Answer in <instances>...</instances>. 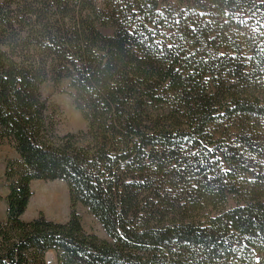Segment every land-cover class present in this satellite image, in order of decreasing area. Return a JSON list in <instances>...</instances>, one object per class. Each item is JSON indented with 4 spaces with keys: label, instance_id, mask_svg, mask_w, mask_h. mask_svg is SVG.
<instances>
[{
    "label": "trees",
    "instance_id": "obj_1",
    "mask_svg": "<svg viewBox=\"0 0 264 264\" xmlns=\"http://www.w3.org/2000/svg\"><path fill=\"white\" fill-rule=\"evenodd\" d=\"M4 143L0 264H264V0H0ZM34 180L65 222L22 218Z\"/></svg>",
    "mask_w": 264,
    "mask_h": 264
},
{
    "label": "rangeland",
    "instance_id": "obj_2",
    "mask_svg": "<svg viewBox=\"0 0 264 264\" xmlns=\"http://www.w3.org/2000/svg\"><path fill=\"white\" fill-rule=\"evenodd\" d=\"M68 84L69 81L65 80L60 87L57 89L54 87L52 82H49L45 85L43 88V93L47 96H49L50 102L58 108L59 113V120H58V126L56 128V132L59 135H62L67 132H76V130L84 129L86 128L87 123L84 121L81 113L79 110H77L76 107L73 105V99L68 93ZM67 90V91H65ZM3 146L7 148L8 143H4L0 146V153L5 154V150L3 149ZM2 147V148H1ZM7 150V149H6ZM4 165V164H3ZM5 169L6 167L1 166L0 163V221L5 220L6 218V203L5 198L6 194L8 192V182L5 181ZM35 185H42L45 189H49L52 186L58 187V189L61 190L63 194H65V207H64V214L61 218H55L52 216L50 209L45 208L43 206H31V203L33 202L35 195L33 191V197L29 202V205L26 209V212L22 216L24 220H32L36 218L40 212L44 214V216L47 219L55 220L58 222H65V220L68 219L71 209H70V196L68 194V188L66 182L63 180H49V181H43V180H34L32 183V186ZM31 186V187H32ZM78 213L81 215V222L83 223L84 228L88 232H95L100 237L106 238L105 232L101 226V224L96 220L94 216H92L87 208H85L83 205L79 204L76 207ZM49 259L51 261V264L54 262V253L51 252Z\"/></svg>",
    "mask_w": 264,
    "mask_h": 264
},
{
    "label": "bare ground",
    "instance_id": "obj_3",
    "mask_svg": "<svg viewBox=\"0 0 264 264\" xmlns=\"http://www.w3.org/2000/svg\"><path fill=\"white\" fill-rule=\"evenodd\" d=\"M35 198L31 206H43L50 209L53 217L61 218L64 214L65 194L56 186L45 189L42 185L32 186Z\"/></svg>",
    "mask_w": 264,
    "mask_h": 264
},
{
    "label": "crops",
    "instance_id": "obj_4",
    "mask_svg": "<svg viewBox=\"0 0 264 264\" xmlns=\"http://www.w3.org/2000/svg\"><path fill=\"white\" fill-rule=\"evenodd\" d=\"M3 149L5 150L4 151L5 154L0 153V163H1V166L5 167L6 159L7 158H17L18 154L14 151V149L9 144H8L7 148L3 146Z\"/></svg>",
    "mask_w": 264,
    "mask_h": 264
}]
</instances>
